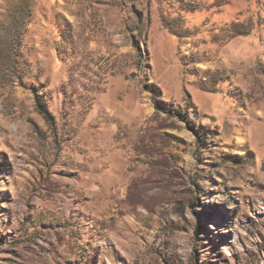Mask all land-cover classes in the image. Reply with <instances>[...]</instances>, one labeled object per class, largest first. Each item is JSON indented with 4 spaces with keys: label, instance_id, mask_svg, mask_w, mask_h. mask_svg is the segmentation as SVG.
Returning <instances> with one entry per match:
<instances>
[{
    "label": "rangeland",
    "instance_id": "1",
    "mask_svg": "<svg viewBox=\"0 0 264 264\" xmlns=\"http://www.w3.org/2000/svg\"><path fill=\"white\" fill-rule=\"evenodd\" d=\"M0 264H264V0H0Z\"/></svg>",
    "mask_w": 264,
    "mask_h": 264
}]
</instances>
